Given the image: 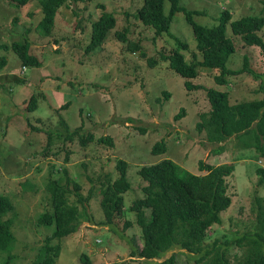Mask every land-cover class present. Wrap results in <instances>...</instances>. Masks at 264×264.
<instances>
[{"label": "rangeland", "instance_id": "obj_1", "mask_svg": "<svg viewBox=\"0 0 264 264\" xmlns=\"http://www.w3.org/2000/svg\"><path fill=\"white\" fill-rule=\"evenodd\" d=\"M141 4L142 0L67 1L47 34L39 24L43 16L40 0L20 6L0 0V60L7 62L0 64V193L14 202L15 210L5 217H14L16 235L12 248L0 250V264H37L41 260L45 237L54 231V225L37 222L39 215L50 209L47 184L55 179L64 184L69 177L80 185L79 193L90 198L82 206L74 194L68 195V202L79 207V224L61 240H52L61 241L60 255L53 264H82V254L92 264H153V260L130 255L141 247L142 240L135 214L128 207L142 196L145 182L137 173L141 164L163 158L194 174L205 172L199 168L200 160L235 164L228 177L232 205L222 212V222L212 226L207 240H228V256L238 263L243 248L236 239L255 230L256 199L264 201V182L258 184L256 175L264 159L257 158L256 149L243 146L235 135L223 141L220 149L219 143L207 139L205 130L195 128L200 113L210 110L207 92L188 91L185 79L160 58V52L177 46L176 35L189 43L187 61L193 60V54L202 59L191 24L184 11L178 10L169 30L155 35L154 29L135 15ZM180 4L203 10L193 14V19L207 25L216 24L225 8L232 11V19L247 14L264 16V0H180ZM169 5L165 1L164 9ZM104 10L112 11L117 23L102 45L86 51L91 22ZM125 28L127 38L138 41L145 57L138 50H129L117 34ZM228 32L234 35L230 24ZM258 33L264 39V24ZM24 39L30 40V51L39 66H23L11 47L13 41ZM234 39L236 50L227 66L242 68L247 55L250 67L260 76L245 71L228 75L229 83L220 85L215 81L220 70L202 66L191 82L229 91L232 103L263 98L264 48L245 43L239 35ZM147 58L157 63L150 66ZM32 96L37 97L35 110L29 109ZM180 108L186 114L175 119ZM60 120L77 131L71 139ZM87 133L94 138L82 144L79 138ZM107 135L113 143L96 140ZM160 139L165 152L152 154V144ZM118 159L128 163L125 216L104 223L99 189L102 182L119 176ZM127 219L131 224L126 227ZM171 253L176 264H194L192 254L178 247L165 252L162 259Z\"/></svg>", "mask_w": 264, "mask_h": 264}, {"label": "trees", "instance_id": "obj_2", "mask_svg": "<svg viewBox=\"0 0 264 264\" xmlns=\"http://www.w3.org/2000/svg\"><path fill=\"white\" fill-rule=\"evenodd\" d=\"M16 5H26L30 0H10ZM89 3L91 0H40L43 16L39 21L43 31L50 34L55 23L56 13L65 2ZM170 3L167 10L164 3ZM104 7V6H102ZM184 11L190 22L195 47L202 53V59H197L193 54V60H186L185 50L189 48L187 40H182L173 35L177 46L169 52H160V58L167 60L169 67L177 72L185 81L188 91L205 89L210 102V110L200 113V121L195 128L205 130L207 139L219 143L220 149L223 141L235 135L238 141L245 147L256 149V157L264 159V97L253 100H242L232 103L229 91H222L215 87H206L202 84L192 83L191 79L199 75V67L219 69L220 73L215 77L216 83L226 85L229 83L228 75H236L245 71L256 76L255 71L249 65L247 55L244 57L243 67L230 69L227 66L230 55L236 50L234 35L242 37L245 43L264 48V39L258 30L264 24L263 15L247 14L232 19V11L228 8L221 10L218 22L213 25L202 24L194 21L193 14L203 13L200 9H188L180 4V0H142V4L136 10V17L145 25L154 29L155 35H161L169 30L170 22L176 11ZM117 18L112 11L104 10L91 22L90 39L85 46L86 51H91L103 44L108 33L116 25ZM234 35L229 34L228 25ZM121 39L126 41V47L136 51L145 57L146 53L138 41H132L124 31L117 30ZM30 40H15L11 47L16 51L23 66H39L40 61L30 51ZM148 64L154 66L157 61L147 58ZM4 59L0 60L3 66ZM264 90V87L261 86ZM166 94V93H165ZM167 95V94H166ZM65 106V104L63 105ZM38 107L37 97L32 96L29 109ZM186 114L183 108L174 115L179 119ZM60 124L67 132L66 136L72 138L77 132L70 130L68 124L60 120ZM91 133L81 136L79 141L84 144L93 139ZM99 142L113 143L110 135L99 136ZM155 141L150 152L161 154L165 152L166 145L163 139ZM222 143V144H221ZM119 176L107 179L100 186V207H102L105 219L104 223L113 222L116 216H125L126 211L124 194L130 188L126 172L128 163L124 159L117 160ZM199 168L203 173L194 174L184 170L170 158H163L156 162L143 163L137 173L145 182L141 187L142 196L133 200L128 207L135 214L136 223L141 230V247L131 250L130 255H137L144 259L153 260V264H176V256L171 253L163 258L165 252L173 247L184 249L192 254L194 264H264V201L257 198V213L255 230H248L236 239L241 244L243 252L232 263L227 253L228 240L221 242L216 237L212 242L207 239L211 228L215 223H221L222 212L232 205V196L228 193V177L235 170L234 163L209 164L200 160ZM258 184L264 182V165L256 168ZM72 185V189L69 188ZM50 192V209L44 211L37 218L39 224L54 225V231L45 237L42 245V258L37 264H53L60 255L61 238L74 232L79 224V207L68 202V195L74 194L76 201L82 206L89 200V195L82 196L79 193L80 185L70 177L66 183L61 184L58 180H51L47 184ZM15 205L12 200L0 193V250L12 248L16 239L13 230L14 217H5L13 212ZM131 224L126 220L125 226ZM226 235V234H223ZM54 238L60 239L52 242ZM82 264H92L86 255H80ZM121 264V263H118Z\"/></svg>", "mask_w": 264, "mask_h": 264}]
</instances>
